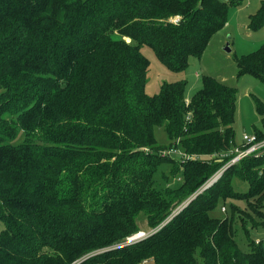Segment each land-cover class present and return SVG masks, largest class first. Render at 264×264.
Listing matches in <instances>:
<instances>
[{
  "label": "trees",
  "instance_id": "trees-1",
  "mask_svg": "<svg viewBox=\"0 0 264 264\" xmlns=\"http://www.w3.org/2000/svg\"><path fill=\"white\" fill-rule=\"evenodd\" d=\"M244 1L0 0V264H264L250 237L264 224V150L201 190L237 149V88L203 74L190 97L186 79L148 94L142 51L184 71ZM249 26L264 27V1ZM235 59L264 81V42ZM220 200L224 218L210 214Z\"/></svg>",
  "mask_w": 264,
  "mask_h": 264
},
{
  "label": "rangeland",
  "instance_id": "rangeland-1",
  "mask_svg": "<svg viewBox=\"0 0 264 264\" xmlns=\"http://www.w3.org/2000/svg\"><path fill=\"white\" fill-rule=\"evenodd\" d=\"M263 1L264 0H245L242 6L231 7L224 28L212 37L200 58H190V65L184 71L175 72L168 69L167 66L160 61L151 47L147 45L142 47L143 53L150 60L146 84V91L148 94L158 93L161 84L165 81L172 82L186 79L188 81L187 96L190 97L201 87V76L203 74L212 75L222 82L237 88V110L234 123L236 131V148H240V145L243 146V137L245 134L252 135L256 128L261 127V115L256 109L255 97L264 102V81L252 74L239 75V68L235 56L241 57L257 50L263 44L264 27L253 29L249 26V16L259 9ZM228 45L231 51L226 50ZM155 133L159 143H169L168 136L163 127H156ZM172 153L177 154L179 152L172 151ZM204 157L206 159L208 156H202V158ZM164 169L168 172L169 166H165ZM216 173H214V175ZM158 178L161 179V175H159ZM233 180L236 186L246 189L247 185L242 183L238 178L233 177ZM178 182L179 179H174V182L171 181V184L175 185ZM231 202L232 200L226 201L224 205L226 210L223 211L222 205L224 201L220 200L217 207L210 211L211 216L218 218L228 216L231 212ZM235 203L240 206H244L245 204L244 201H235ZM255 219L259 218L256 217ZM248 226H252L251 222H248ZM4 228L5 223L0 219V231ZM235 231V238L239 246L243 250H248V235L245 233V230L241 227L238 220L235 224ZM250 237L256 241L262 238L264 239V224L251 227ZM146 264H152V262H147Z\"/></svg>",
  "mask_w": 264,
  "mask_h": 264
},
{
  "label": "built area",
  "instance_id": "built-area-1",
  "mask_svg": "<svg viewBox=\"0 0 264 264\" xmlns=\"http://www.w3.org/2000/svg\"><path fill=\"white\" fill-rule=\"evenodd\" d=\"M180 19H181V16L180 15H176V16L172 17L170 19V21L174 22V23H178L180 21ZM243 140H244V144H246V147H244L242 149L237 148L235 150V154L232 156V158H230L228 163H226V165L222 169H220L215 175H213L208 180V182L204 184L202 189H204L215 178H217L219 175H221L222 172L225 170V168L228 165L234 164V163L238 162L239 160H241L242 158H245V157H247L249 155H252L254 153H257L259 151L264 150V139L263 140H258V138H257V136L255 134H252V135L245 134L244 137H243ZM170 151L171 152L172 151L177 152V150H170ZM185 202H187V201H185ZM185 202L183 204H186ZM222 210L223 211L226 210L225 206L222 207ZM159 228L160 227L146 229V230H141V231L137 232L136 234H134L133 236H131L128 239V242L131 243V242H135V241H138V240H142L145 237L149 236L150 234L156 232ZM259 241L260 240H257V242H259Z\"/></svg>",
  "mask_w": 264,
  "mask_h": 264
},
{
  "label": "water",
  "instance_id": "water-1",
  "mask_svg": "<svg viewBox=\"0 0 264 264\" xmlns=\"http://www.w3.org/2000/svg\"><path fill=\"white\" fill-rule=\"evenodd\" d=\"M226 50H227V51H231L229 45L226 47Z\"/></svg>",
  "mask_w": 264,
  "mask_h": 264
}]
</instances>
